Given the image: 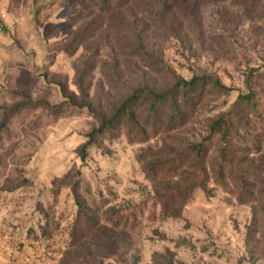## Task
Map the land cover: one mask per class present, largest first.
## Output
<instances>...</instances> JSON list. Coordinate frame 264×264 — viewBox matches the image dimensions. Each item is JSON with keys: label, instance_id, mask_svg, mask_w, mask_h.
<instances>
[{"label": "rangeland", "instance_id": "374dc122", "mask_svg": "<svg viewBox=\"0 0 264 264\" xmlns=\"http://www.w3.org/2000/svg\"><path fill=\"white\" fill-rule=\"evenodd\" d=\"M85 2L0 0V264H264V141L232 158L237 187L215 181L212 141L206 187L175 217L157 200L168 180L151 181L239 95L264 94V0H129L94 29L77 19ZM193 76L228 90L211 89L182 128L117 129L82 159L89 133L135 90ZM77 185L106 219L98 232H73ZM131 215L127 229L119 217Z\"/></svg>", "mask_w": 264, "mask_h": 264}, {"label": "trees", "instance_id": "16d2710c", "mask_svg": "<svg viewBox=\"0 0 264 264\" xmlns=\"http://www.w3.org/2000/svg\"><path fill=\"white\" fill-rule=\"evenodd\" d=\"M128 1L88 0V8H83L86 9V12H79L77 19L84 21L91 17L92 24H89L88 27L94 29L93 26H95L99 14H110L122 9L128 5ZM78 3L87 2L76 0V5ZM211 89L218 93H226L228 90L219 80L208 76H193L190 80L179 78L164 90H155L149 87L135 90L114 109L111 116L101 118L100 126L89 133L88 140L82 147V159L87 158L90 147L96 145L99 140L110 138L117 132V129H123L133 135H146L148 129L156 130L159 127H164L167 131L172 132L188 125L202 100L210 95ZM17 111L18 108H15L11 113ZM263 121L264 94L259 93L258 90H251L248 94L239 95L233 107L210 123L207 138L201 142L190 144L182 151H170L163 163H160L157 171L153 170L155 175L151 178L155 185L166 182L165 179L168 180L164 190L159 187L157 192L159 195L158 205L161 207L162 214L166 217H175L177 209L185 205L196 188L204 189L206 187L203 184V177H207L209 172L199 166L209 157L210 148L208 146L214 140L220 141L221 145L219 169L215 173V181L224 187H228L229 183L235 187L244 185L245 182L242 184L241 176H238L239 171L234 169L232 158L239 153H253L254 148L262 149L263 132L259 128L256 129V126H264ZM192 160L198 161L195 171H192V167H190ZM230 180L234 182H230ZM184 184H188L190 188L186 190ZM73 189L75 203L78 207L77 217L73 223V232L79 235L85 234L87 231L98 232V228L106 220L105 217L90 209V204L82 197L79 185L74 186ZM119 221L128 229L132 222V215L130 217L121 216ZM44 232L48 231L43 229L44 237L48 238L49 235Z\"/></svg>", "mask_w": 264, "mask_h": 264}, {"label": "built area", "instance_id": "2783aa9c", "mask_svg": "<svg viewBox=\"0 0 264 264\" xmlns=\"http://www.w3.org/2000/svg\"><path fill=\"white\" fill-rule=\"evenodd\" d=\"M2 30V27H0V31Z\"/></svg>", "mask_w": 264, "mask_h": 264}]
</instances>
